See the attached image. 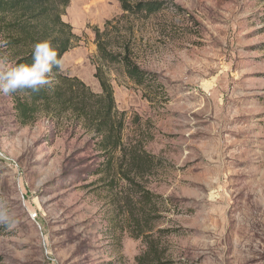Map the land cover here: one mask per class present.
<instances>
[{
  "label": "rangeland",
  "instance_id": "obj_1",
  "mask_svg": "<svg viewBox=\"0 0 264 264\" xmlns=\"http://www.w3.org/2000/svg\"><path fill=\"white\" fill-rule=\"evenodd\" d=\"M153 1L175 8L132 17L117 0H71L62 16L77 40L61 76L101 95L98 73L111 89L128 163L146 169L133 183L120 151L103 154L71 111L29 105L23 122L25 94H0V212L11 221L0 223V264H138L149 247L144 264H264V0ZM108 22V45L128 48L153 84L99 58L95 30ZM24 54L0 36V57Z\"/></svg>",
  "mask_w": 264,
  "mask_h": 264
},
{
  "label": "trees",
  "instance_id": "obj_2",
  "mask_svg": "<svg viewBox=\"0 0 264 264\" xmlns=\"http://www.w3.org/2000/svg\"><path fill=\"white\" fill-rule=\"evenodd\" d=\"M71 0H0V36L4 39L6 48L12 50L22 49L25 54L16 59L14 65L31 64L32 49L36 42L48 40L52 47L57 51L58 58L71 49L73 43L77 40L69 24L62 20L65 9L69 6ZM121 11L126 16H151L161 11L175 8L166 1L139 0L131 3L128 0H117ZM111 23L105 25V29L100 32L95 30V45L99 58L109 65L121 66L125 76L138 86L144 84H153L154 77L141 69L134 63L128 48L113 50L107 42L108 27ZM104 38V39H103ZM53 77L57 79L56 83H51L41 89L39 93H33L25 89L20 92L25 94L22 101L17 102V110L20 118L25 122L29 118V113L37 110V107L31 108L29 105L55 106L59 111L67 113L72 112L77 120L82 121L95 136L101 137L100 146L103 154L107 151L114 153L119 150L121 153L119 167L122 169L124 164L128 163L126 147L122 144V121H115L113 116L114 100L111 89L102 81L98 75L102 94L95 95L91 93L86 86L77 79H70L61 76L57 69H53ZM31 102V104L28 103ZM127 158V160H126ZM131 161L126 165L127 174H122L123 179L128 183H133L132 178L143 176L145 172L144 161L131 156ZM149 161H146L148 164ZM110 159L106 161L109 166ZM145 203H153V197L144 193ZM140 224V223H138ZM135 238H139L136 235ZM154 254V248L149 247L146 253ZM146 256L137 258L138 264H144Z\"/></svg>",
  "mask_w": 264,
  "mask_h": 264
},
{
  "label": "clouds",
  "instance_id": "obj_3",
  "mask_svg": "<svg viewBox=\"0 0 264 264\" xmlns=\"http://www.w3.org/2000/svg\"><path fill=\"white\" fill-rule=\"evenodd\" d=\"M32 61L31 64L12 65L6 58L0 57V94L9 96L25 89L39 93L52 83L53 69L63 71L64 68L63 58H58L57 51L48 40L33 45ZM0 223L11 226L6 212H0Z\"/></svg>",
  "mask_w": 264,
  "mask_h": 264
},
{
  "label": "bare ground",
  "instance_id": "obj_4",
  "mask_svg": "<svg viewBox=\"0 0 264 264\" xmlns=\"http://www.w3.org/2000/svg\"><path fill=\"white\" fill-rule=\"evenodd\" d=\"M217 159L220 160V155L218 154ZM226 221V220H225Z\"/></svg>",
  "mask_w": 264,
  "mask_h": 264
}]
</instances>
